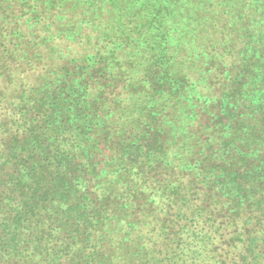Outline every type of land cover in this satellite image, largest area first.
<instances>
[{"label":"trees","instance_id":"16d2710c","mask_svg":"<svg viewBox=\"0 0 264 264\" xmlns=\"http://www.w3.org/2000/svg\"><path fill=\"white\" fill-rule=\"evenodd\" d=\"M0 264H264V0H0Z\"/></svg>","mask_w":264,"mask_h":264}]
</instances>
